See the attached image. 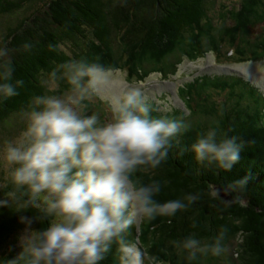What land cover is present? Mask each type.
I'll return each instance as SVG.
<instances>
[{"label": "clouds", "instance_id": "obj_1", "mask_svg": "<svg viewBox=\"0 0 264 264\" xmlns=\"http://www.w3.org/2000/svg\"><path fill=\"white\" fill-rule=\"evenodd\" d=\"M29 51L33 45L24 43ZM51 50H55L50 46ZM9 49L0 47V97L18 95L23 80L13 82ZM119 69L99 58L71 59L57 66L43 83L46 92L32 98L20 113L24 127L12 139L0 143V166L5 179L17 192L7 193L0 207L16 200L21 207L40 209L49 223L32 229L35 218L21 217L27 225L21 237L25 264H101L115 246L119 264H161L139 239H128L134 225L159 217H174L187 211L200 194H184L161 202L167 181L155 171L168 159L173 141L188 130L183 119L154 116L151 97L144 81L119 86ZM66 88L58 90V82ZM106 89L108 116L86 112L87 102ZM242 143L236 137L218 138L209 128L191 146L198 163L226 172L240 161ZM250 177L228 183L223 192L243 190ZM221 189L211 186V195L220 197ZM239 203L235 197L227 203ZM195 227V222L193 224ZM229 227L221 226L208 239L195 235L169 241L175 254L191 262L198 256L219 257L226 253ZM237 239L239 235L237 234ZM16 264V261L10 262Z\"/></svg>", "mask_w": 264, "mask_h": 264}, {"label": "trees", "instance_id": "obj_2", "mask_svg": "<svg viewBox=\"0 0 264 264\" xmlns=\"http://www.w3.org/2000/svg\"><path fill=\"white\" fill-rule=\"evenodd\" d=\"M212 1L0 0V18L14 17L5 25L0 24V27L4 25L0 30V47L9 49L5 59L11 61L13 82L24 81L23 87L17 89L18 95L7 99L0 97V135L3 131L9 133L14 130L11 122L21 119L20 113L29 107L34 96L46 92L43 81L54 69L71 59H82V52L87 53V48H103V57L99 60L113 68H117L115 46L124 48L126 53L139 46L150 62L166 60L179 45L189 44L192 52H200L203 40L207 39L206 32L211 33L214 26H203L205 21H211L208 19V4ZM260 10L264 13V0H241L236 12L238 31L232 34L229 30H223L222 40L228 37L229 42H234L237 33L245 32L248 35L250 29L263 24L264 14L260 16ZM261 40L264 44V36ZM24 43H31L32 49L23 50L21 46ZM214 45L220 46L218 40ZM50 46L55 50H51ZM63 47H71V55ZM251 54L257 55L254 49ZM136 58L139 57L130 56L134 61V66H131V62L128 65L132 72L138 71V67L145 62L142 58ZM3 63L4 60L0 59V65ZM118 69L121 68L118 66ZM224 83L221 82L223 88H232L235 79ZM58 85L66 87L64 81H59ZM153 107L157 109L155 104ZM249 110L248 107H241L240 111L225 112L221 124L217 126H189L173 141L168 159L155 171V176L140 175L144 182L150 178L167 181L157 197L161 202L188 193L200 194V199L187 211L179 212L174 217H161L160 225L155 220L141 225L139 238L148 249V238L151 240L152 227L157 224L153 243L161 246L151 251L159 256L161 263L189 264L186 260L179 258L175 261L171 258L175 249L169 241L191 235L210 239L218 234L221 226L227 225L230 229L227 241H239V264H264V115L262 123L259 115H250ZM153 115L180 119L178 110L162 114L157 109ZM213 127L218 130V138L236 137L237 142L243 145L240 161L229 172L215 165L198 163L190 150L192 144ZM246 176L250 179L243 190L225 195L223 189L228 183ZM211 186L221 189L223 199L211 195ZM13 191L17 192L21 202L27 200L26 196L20 197L19 191L1 172L0 200L8 199L7 193ZM235 197L239 198V203H227ZM23 216L35 218L31 225L35 230L49 223L40 209L31 205L21 207L16 200H10L6 207H0V264H10L12 261L25 264L18 259L22 250L7 249L11 238L27 226L21 222ZM237 234L239 239L236 238ZM114 253L115 246L107 256L115 258ZM164 254L167 259L162 257ZM101 264L114 263L112 259L105 258Z\"/></svg>", "mask_w": 264, "mask_h": 264}, {"label": "rangeland", "instance_id": "obj_3", "mask_svg": "<svg viewBox=\"0 0 264 264\" xmlns=\"http://www.w3.org/2000/svg\"><path fill=\"white\" fill-rule=\"evenodd\" d=\"M240 1L214 0L208 4L210 10L208 19L211 21H205L203 26L204 28L209 25L214 26L211 33L206 32L207 39L203 40L200 52H192L189 44L185 43L187 45L175 47L173 53L165 58L166 60L160 59L150 62L145 58L142 48H139V46L127 51V53L124 48L120 49V47L115 46L116 69H118V66L121 68L119 69L121 79L117 81V84L126 86V82H136L138 84L140 81H144V88L159 113L166 114L178 110L180 119H183L185 123L193 128L199 125H220L221 118L225 112L236 109L240 111L241 107L250 108L249 114L259 115L263 123L264 44L261 38L264 36V22L260 26L250 29L248 35L245 32L237 33L234 42H229L228 37L222 40L223 30H229L232 34L238 31V14L236 12L239 11ZM262 14L264 13L260 10L259 15L261 16ZM13 18L12 16L0 18V24L12 21ZM4 25L0 27V30ZM216 40H218V45H220L218 47L214 45ZM63 49L71 55V47L68 49L63 47ZM253 49L257 53L256 56L251 54ZM87 50V53L82 52L84 53L82 58H86V54H88L87 59H90V56L91 59L103 57V48H87ZM132 54L139 57L136 59L142 58L145 60L142 66L138 67V71L132 72L128 67L130 65L129 62H131V66H134V61L130 59ZM124 60L127 61L124 63ZM233 77L236 78L234 86L220 91L218 86H222L221 82L229 83L230 80L234 79ZM65 88L58 85L59 91ZM105 96L106 89H101L98 96L87 102L86 112L88 114L95 112L100 115L102 120L105 119L108 116ZM11 126L14 130H10L9 133L1 132L0 143L6 139L15 138L19 134L23 129L20 126L24 127L22 118L11 122ZM1 172L5 175L2 166H0V175ZM160 220L161 217L155 219V222L160 225ZM141 225L143 223L133 226L132 231H129L128 234L129 240H140L138 229L140 230ZM155 226L152 227L151 240L148 238L149 244L147 247L151 253L153 252L151 251L152 248L156 251L158 246H161L158 243H153V239L156 238ZM26 228L27 226L11 238L7 247L8 251L22 250L21 237L25 234ZM157 240L154 242H157ZM225 243L228 250L223 255L219 257L198 256L196 260L188 261V263L239 264L237 258L239 241L228 242L226 240ZM172 252H174L172 259L186 260L177 256L175 250ZM114 257L105 256V258L112 259L114 264H118L119 254L116 248ZM162 257L168 258L165 254Z\"/></svg>", "mask_w": 264, "mask_h": 264}]
</instances>
